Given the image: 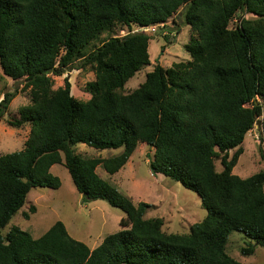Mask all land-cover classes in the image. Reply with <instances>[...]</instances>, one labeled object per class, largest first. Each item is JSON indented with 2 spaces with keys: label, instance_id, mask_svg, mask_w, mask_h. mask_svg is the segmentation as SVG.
<instances>
[{
  "label": "trees",
  "instance_id": "trees-1",
  "mask_svg": "<svg viewBox=\"0 0 264 264\" xmlns=\"http://www.w3.org/2000/svg\"><path fill=\"white\" fill-rule=\"evenodd\" d=\"M179 11L190 29L183 46L190 59L155 65L127 92L128 80L150 63V36L130 31L178 26ZM102 34L108 39L88 50ZM76 62L94 72L87 101L70 94L66 79L53 90L52 77ZM0 71L23 82L30 97L7 122L13 129L28 125L23 149L0 155V264H241L227 254L232 232L249 241L242 256L264 248V172L232 174L263 110L256 99L264 103V0H0ZM13 97L3 95L0 117ZM78 144L122 151L87 158L75 154ZM140 144L153 150L151 173L194 192L207 212L188 234H165L163 219L144 217L152 205L133 204L97 174L99 166L117 173ZM61 157L82 199L126 214L120 231L94 249L60 221L39 238L16 227L4 234L31 189L61 186L50 173Z\"/></svg>",
  "mask_w": 264,
  "mask_h": 264
},
{
  "label": "rangeland",
  "instance_id": "rangeland-1",
  "mask_svg": "<svg viewBox=\"0 0 264 264\" xmlns=\"http://www.w3.org/2000/svg\"><path fill=\"white\" fill-rule=\"evenodd\" d=\"M239 17L241 14H238L230 23L231 28L236 27ZM177 21L178 26L169 21L165 29L168 32L166 36L162 35L160 29L155 33L143 31L151 38L148 46L150 63L128 80L125 84L127 92L141 86L145 82L146 74L151 72L155 65L169 68L172 63L190 59L183 48L190 29L183 23L181 11L177 14ZM128 31L129 29L117 31L114 35L123 36ZM138 31L140 28L134 27L130 32ZM108 37L109 35L102 34L91 43L88 50L100 46L101 42L106 41ZM80 64L81 62H76L70 71H66L62 76L52 77L53 90L63 87L66 79L71 85L70 94L77 100L87 101L90 99L87 84L93 82L95 76L90 66L80 68ZM28 91L23 90V82L15 83L3 76L0 71V102L5 93L9 92L14 96L8 107L3 110V116L0 117V155L23 149L29 133L28 125L21 129H13L7 122L17 119L19 108L29 104ZM256 100L263 109L261 117L257 118L260 124L258 126L255 123L245 135L241 145L243 153L232 170L233 175L242 179L264 172V163L260 154L264 155V103L258 98ZM73 150L75 154L82 157L102 159L119 155L122 151V149L99 151L84 144L76 145ZM234 153L235 151H231L230 157ZM148 155L149 158H147ZM152 157L153 150L140 144L123 168L114 175L106 174L100 166L96 172L102 180L129 198L133 204L152 205L144 217L145 219H163L162 231L165 234H188L191 226L201 222L207 216V212L201 207L200 199L194 192L161 174L153 175L148 164ZM61 159V164L53 165L50 169V173L59 178L61 186L55 190L39 187L31 189L27 194L24 207L11 217L5 226L4 234L12 227H16L34 238H39L51 224L60 221L73 239L86 244L90 250L94 249L101 244L104 237L120 231L119 221L126 218V214L119 208L109 206L105 201L82 199L75 191L71 177L63 165V158ZM214 165L216 171L222 170L219 159L214 160ZM30 207H35L36 211L32 213ZM25 214L29 215L28 219L24 218ZM248 243V239L242 233L232 232L228 239L227 254L241 264H264V248L256 246L255 252L250 256L240 254Z\"/></svg>",
  "mask_w": 264,
  "mask_h": 264
},
{
  "label": "built area",
  "instance_id": "built-area-1",
  "mask_svg": "<svg viewBox=\"0 0 264 264\" xmlns=\"http://www.w3.org/2000/svg\"><path fill=\"white\" fill-rule=\"evenodd\" d=\"M164 28H166V26L164 25V24H158V25H155V26H150V27H147V28H140V31H138V32H148V31H150L151 33H155V32H157V30L158 29H160V30H162V29H164ZM166 31L165 30H163L161 33L164 35V34H166L165 33Z\"/></svg>",
  "mask_w": 264,
  "mask_h": 264
},
{
  "label": "water",
  "instance_id": "water-1",
  "mask_svg": "<svg viewBox=\"0 0 264 264\" xmlns=\"http://www.w3.org/2000/svg\"><path fill=\"white\" fill-rule=\"evenodd\" d=\"M256 124L259 126V124H260V120H257ZM147 158H149V155H148Z\"/></svg>",
  "mask_w": 264,
  "mask_h": 264
}]
</instances>
